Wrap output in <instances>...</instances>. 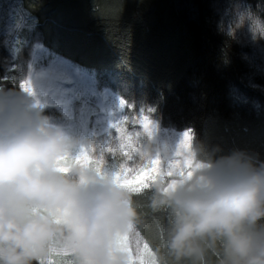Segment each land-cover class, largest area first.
<instances>
[{
  "label": "clouds",
  "instance_id": "9594fccd",
  "mask_svg": "<svg viewBox=\"0 0 264 264\" xmlns=\"http://www.w3.org/2000/svg\"><path fill=\"white\" fill-rule=\"evenodd\" d=\"M230 4L219 29L264 39V8ZM149 121L126 127L127 145L112 125L109 172L95 137H70L27 97L0 103V264H264V159L184 145L185 132L169 146ZM145 169L147 183L122 178Z\"/></svg>",
  "mask_w": 264,
  "mask_h": 264
},
{
  "label": "trees",
  "instance_id": "16d2710c",
  "mask_svg": "<svg viewBox=\"0 0 264 264\" xmlns=\"http://www.w3.org/2000/svg\"><path fill=\"white\" fill-rule=\"evenodd\" d=\"M19 1L42 45L93 71L127 110L191 130L194 144L218 146L217 155L243 149L264 159V71L248 44L218 27L230 0ZM0 89L11 90L0 103L21 96L13 80L0 79ZM143 235L154 238L155 225Z\"/></svg>",
  "mask_w": 264,
  "mask_h": 264
},
{
  "label": "rangeland",
  "instance_id": "374dc122",
  "mask_svg": "<svg viewBox=\"0 0 264 264\" xmlns=\"http://www.w3.org/2000/svg\"><path fill=\"white\" fill-rule=\"evenodd\" d=\"M230 13L223 15L225 22ZM234 37L249 45L250 57L264 71V39L253 40L247 27L237 29ZM0 66L3 69L0 79L15 81L21 96L27 97L43 116L61 126L70 137H95V154L103 156L105 171L116 170L122 160L120 154L108 151V143L116 135L112 125L128 116L125 127L130 132L143 130L139 117L147 114L134 112L131 107L127 110L121 97L99 85L93 71L42 45L35 20L22 8L19 0H0ZM24 82L30 91L21 87ZM149 119L155 122L153 135L157 142L174 146L185 132L164 129Z\"/></svg>",
  "mask_w": 264,
  "mask_h": 264
},
{
  "label": "snow or ice",
  "instance_id": "6c2138e0",
  "mask_svg": "<svg viewBox=\"0 0 264 264\" xmlns=\"http://www.w3.org/2000/svg\"><path fill=\"white\" fill-rule=\"evenodd\" d=\"M21 87L25 88V90L27 91H30V87L28 86L27 82L22 83ZM123 103L124 101H121V104ZM128 119L129 118L126 117L125 120L117 121L113 124V127H115L119 131L121 141L125 145L130 143V140H131V136L128 133L127 128L125 127V123L128 121ZM139 122H140V125L143 126L145 129L149 127L150 121H149L148 116L141 115L139 117ZM189 141H190V130L185 131L184 140L182 141V144L187 145ZM187 163L190 164L191 161H187ZM150 175H151V169H145V170H142L141 172L136 173L134 176H131V177L124 176L122 178L129 180L133 183H141V182L147 183V180L150 177Z\"/></svg>",
  "mask_w": 264,
  "mask_h": 264
}]
</instances>
